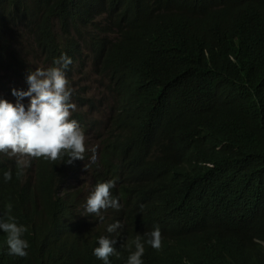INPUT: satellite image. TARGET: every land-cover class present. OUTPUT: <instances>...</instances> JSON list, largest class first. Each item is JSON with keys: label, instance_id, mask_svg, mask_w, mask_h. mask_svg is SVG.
<instances>
[{"label": "trees", "instance_id": "1", "mask_svg": "<svg viewBox=\"0 0 264 264\" xmlns=\"http://www.w3.org/2000/svg\"><path fill=\"white\" fill-rule=\"evenodd\" d=\"M62 54L70 120L97 159L28 157L18 177V157L0 153V220L27 228L36 259L5 264H85L95 234L122 229L135 249L157 226L164 250L146 248L145 264H184L198 249L216 264L227 247L229 264H264V0H0V100L15 104L13 89ZM91 77L100 98L83 84ZM80 174L93 190L115 180L122 207L101 209L102 221L86 213L79 229ZM6 239L0 230L8 252Z\"/></svg>", "mask_w": 264, "mask_h": 264}, {"label": "clouds", "instance_id": "2", "mask_svg": "<svg viewBox=\"0 0 264 264\" xmlns=\"http://www.w3.org/2000/svg\"><path fill=\"white\" fill-rule=\"evenodd\" d=\"M71 64L72 59L67 54H62L53 61V66L47 69L37 68L28 74L29 88L27 91L13 89V95L18 98L15 104L0 100V153H10L18 157L16 162L18 177L22 174L20 170L29 165L30 161L26 159L28 157L56 161L61 158L62 154H66L68 164L74 161L86 163L90 160L86 167L95 163L97 159L96 140L92 139V135L85 134L77 121L70 120L72 110L76 108V105L70 102L72 90L68 87L65 73ZM88 95L92 94L88 92ZM25 97L30 98V104L27 107L22 102ZM90 152L92 155L89 158ZM79 177L84 179L85 183L84 189L76 198L78 206L74 222L79 229L83 227V220L91 222L86 213L95 214L102 221L101 209L111 207L119 210L122 207L119 199L111 196L110 190L115 187V180L100 182L93 190L92 179L86 174H80ZM11 179V170L4 172V180L11 181ZM121 227V223L117 221L108 225L107 231L113 233ZM0 230L7 234L8 252L0 250V260H3V264L10 255L15 258L25 257L27 262L36 260L26 251L29 244L22 238L27 231L25 226L18 225L9 216L7 220H0ZM225 234L231 237L229 230L225 231ZM146 235L149 238L144 241H141V236L137 235L133 241L135 249H131L125 243L122 229L117 231L115 238L95 234L91 250L93 258L85 264H145V249L154 253H162L165 244V236L161 235L158 226ZM227 249L221 251V257L216 264H229L233 259V262L237 261L232 249L230 247ZM206 253L198 249L191 256V260L184 258L183 263L201 264L207 257ZM4 256L5 259H3ZM168 261L171 260H163L158 264Z\"/></svg>", "mask_w": 264, "mask_h": 264}, {"label": "rangeland", "instance_id": "3", "mask_svg": "<svg viewBox=\"0 0 264 264\" xmlns=\"http://www.w3.org/2000/svg\"><path fill=\"white\" fill-rule=\"evenodd\" d=\"M84 84H87L91 87L90 93L95 96L96 98L100 97V92L102 91L100 88H98L97 82H95L94 78H86V81ZM104 106L102 107L103 111ZM86 110V108H85ZM96 116L99 115L98 113L95 114ZM102 120H105L106 117H101ZM93 142V141H92Z\"/></svg>", "mask_w": 264, "mask_h": 264}, {"label": "bare ground", "instance_id": "4", "mask_svg": "<svg viewBox=\"0 0 264 264\" xmlns=\"http://www.w3.org/2000/svg\"><path fill=\"white\" fill-rule=\"evenodd\" d=\"M88 62H89V61H88ZM88 73H89V72H88ZM84 83H85V82H84ZM84 83H83V84H84ZM206 223H207V222H206ZM204 224H205V223H204ZM203 229H204V228H203ZM203 229H202V230H203ZM239 233H240V232H239Z\"/></svg>", "mask_w": 264, "mask_h": 264}]
</instances>
